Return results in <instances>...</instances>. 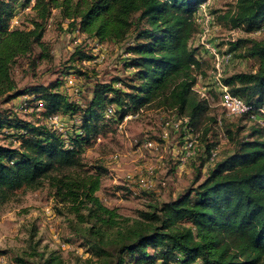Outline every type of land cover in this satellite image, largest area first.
<instances>
[{"label": "trees", "instance_id": "1", "mask_svg": "<svg viewBox=\"0 0 264 264\" xmlns=\"http://www.w3.org/2000/svg\"><path fill=\"white\" fill-rule=\"evenodd\" d=\"M205 1L33 0L26 28H10L18 2L0 0V100L8 104L28 96V105L43 103L41 115L61 111L77 114L79 121L64 139L46 124L0 111V133L18 143L15 148L0 145V204L46 183L57 203L81 226L74 235L106 264L113 259L115 264H264V131L256 123L249 137L236 141L233 151L204 178L202 162L186 192L128 225L120 226L115 212L96 196L101 172H79L84 148L104 127L152 101L174 109L179 117L185 114L189 125L206 110L192 90L203 60L189 45L197 31L194 16ZM30 2L24 0L22 7ZM235 7L232 28L251 32L264 25V0H236ZM55 12L67 30L99 43L118 44L131 37L124 49L131 77L95 84L84 108L56 91L59 80L50 86L19 88L12 77L16 61L30 57L35 47L42 50L40 59L48 58L42 40ZM229 45L233 53L242 49L256 69L232 74L223 82L257 111L264 107V39H239ZM73 56L80 62L92 59L80 48ZM116 81L127 90L114 88ZM110 106L115 114L105 120ZM240 118L248 120L247 115ZM107 249L115 251L114 258ZM44 264L62 262L49 258Z\"/></svg>", "mask_w": 264, "mask_h": 264}, {"label": "rangeland", "instance_id": "2", "mask_svg": "<svg viewBox=\"0 0 264 264\" xmlns=\"http://www.w3.org/2000/svg\"><path fill=\"white\" fill-rule=\"evenodd\" d=\"M17 2L10 28H26V16L31 13L33 0L27 7H22L24 0ZM235 6L236 0H206L194 16L197 31L189 45L203 60L199 71L201 74L197 75L201 76L197 90L210 87V93L208 101H204L193 91L206 107L190 125L196 138L193 156L182 162L184 133L163 127L167 118L181 117L174 109L160 106L154 101L144 105L137 118L126 121L121 127L118 122L108 124L90 146L84 148L79 172L83 175L84 172L87 175L101 172L100 190L96 196L106 208L115 212L120 226L142 220L141 213L153 212L162 203L186 192L198 176L202 162L204 178L209 168L233 151L236 141L248 138L252 129L256 128L246 119L226 117L214 85L206 79L212 68L207 47L223 52L229 51L232 37L236 41L264 39V31L255 34L231 27L230 17L235 12ZM205 17L211 20L208 31L205 30V23L199 21H205ZM66 24L61 23L56 12L53 13L42 40L44 54L48 53V58L40 59L42 50L35 47L30 57L16 61L12 67V77L19 88L50 86L59 80L56 91L66 96L68 102L84 108L95 84L131 77L133 70L124 64L128 58L124 49L131 37L118 44L99 43L78 31L67 30ZM76 48L82 49L92 59L78 61L73 56ZM243 53L242 49L234 51L224 78L256 69L254 60L245 58ZM112 85L116 89L127 90L122 82L116 81ZM28 98L21 97L8 104L0 100V111L10 110L11 115L16 113L20 119L45 124L47 116L41 115L43 103L28 105ZM58 114L63 117L67 131L72 133L75 129L73 125L79 122L78 115L70 116L61 111ZM182 116L188 120L185 114ZM149 141L156 149L146 146ZM0 145L15 148L18 143L9 139L3 131L0 133ZM213 147L218 152L217 160L207 166L208 153ZM114 156L116 158L113 159ZM79 228L81 226L77 225L75 215L57 203L46 183L37 190L19 191L0 204V264H44L49 258H57L62 264H106L77 239L74 229ZM107 251L114 258L115 251ZM108 264H115V259Z\"/></svg>", "mask_w": 264, "mask_h": 264}, {"label": "built area", "instance_id": "3", "mask_svg": "<svg viewBox=\"0 0 264 264\" xmlns=\"http://www.w3.org/2000/svg\"><path fill=\"white\" fill-rule=\"evenodd\" d=\"M202 23H205V30L208 31L209 24L211 22L210 18L205 17V21L203 19L199 20ZM204 25V24H203ZM240 29V28H238ZM264 31V25L254 31L252 33L260 34ZM231 42L236 41L233 37L230 40ZM207 52L210 55L211 62H212V68L210 72L208 73L206 79L209 82H212L213 89L216 91V95L218 97V102L222 110L225 112L226 117H233L237 118L242 115H247L248 120L256 123L263 131H264V119L262 114H264V107L261 106L257 109V111H252V108L245 103L243 99L240 97L233 95L230 91V88L223 82L224 74L229 65L231 64L233 60V52L230 51H223L220 52L215 48L207 47ZM201 80V76L199 75L196 79V82L194 86L192 87L193 91H196L202 100H207L210 93V87L203 88L202 90H197L198 83ZM196 89V90H195ZM142 113V109H139L134 114H129L123 118L121 122H119V126L121 127V124L125 123L128 120L137 118ZM115 114V109L113 106H110L106 109L104 113V119L109 120L112 118ZM44 120V123L51 128L52 130L56 131L58 134L62 136V138L66 139V137L70 134L67 131V125L63 123V117H61L59 114H53L48 117H46ZM164 128L172 129L175 132L182 131L184 133L183 135V143H182V149L184 150V155L181 158L182 162H185L188 158L194 155L195 153V143L196 138L193 134V130L191 126L188 124V120L186 118H175L174 116H171L170 118H167L164 121ZM149 148H154V144L152 142H147L146 144ZM156 149V147H155ZM217 149L211 148L209 151V156L206 161V165L210 166L216 163L217 160ZM116 158L115 156L113 159Z\"/></svg>", "mask_w": 264, "mask_h": 264}]
</instances>
